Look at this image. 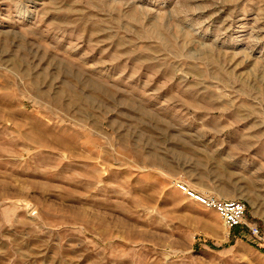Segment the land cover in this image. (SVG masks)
<instances>
[{
    "label": "rangeland",
    "instance_id": "374dc122",
    "mask_svg": "<svg viewBox=\"0 0 264 264\" xmlns=\"http://www.w3.org/2000/svg\"><path fill=\"white\" fill-rule=\"evenodd\" d=\"M177 180L264 218V0H0V264H264Z\"/></svg>",
    "mask_w": 264,
    "mask_h": 264
},
{
    "label": "built area",
    "instance_id": "2783aa9c",
    "mask_svg": "<svg viewBox=\"0 0 264 264\" xmlns=\"http://www.w3.org/2000/svg\"><path fill=\"white\" fill-rule=\"evenodd\" d=\"M176 187L189 198L207 209H213L228 229L245 227L247 233L257 244H264V218L248 220L246 218V204L241 199H226L214 194H203L191 189L187 184L177 180Z\"/></svg>",
    "mask_w": 264,
    "mask_h": 264
}]
</instances>
